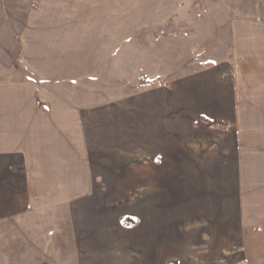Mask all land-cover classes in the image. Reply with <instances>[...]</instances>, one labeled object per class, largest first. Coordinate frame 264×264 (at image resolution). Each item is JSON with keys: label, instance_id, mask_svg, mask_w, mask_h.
I'll return each instance as SVG.
<instances>
[{"label": "crops", "instance_id": "crops-1", "mask_svg": "<svg viewBox=\"0 0 264 264\" xmlns=\"http://www.w3.org/2000/svg\"><path fill=\"white\" fill-rule=\"evenodd\" d=\"M221 3L214 20L193 0H0V218L140 185L143 233L175 234L143 246L150 264L263 233L264 0ZM200 22L226 27L221 58L173 29ZM97 241L80 249L132 247Z\"/></svg>", "mask_w": 264, "mask_h": 264}, {"label": "rangeland", "instance_id": "rangeland-1", "mask_svg": "<svg viewBox=\"0 0 264 264\" xmlns=\"http://www.w3.org/2000/svg\"><path fill=\"white\" fill-rule=\"evenodd\" d=\"M193 3L196 7L194 12L202 18L209 16L215 20L223 16V11L216 9L222 4L221 0H193ZM223 28L226 30L216 22L214 25L200 22L195 27H173L187 36L190 32L199 37H205L207 33L213 35L205 44L204 41H193L199 58L207 55L222 57V42L219 39ZM191 52L194 53V50ZM187 53L188 50L183 53V59L188 56ZM167 59L169 61L171 58ZM163 70L158 74L165 78L173 79L176 76L165 68ZM100 193L103 195L102 201L92 202L83 208L77 206L39 212L27 210L0 218V264H150L149 258L143 259L146 252L143 246L148 249L150 245L151 251L155 252L158 241L168 240L170 236L173 239L175 234L164 235L163 231L151 235L143 233V186H102ZM97 211H101V218L90 216ZM95 224L99 227H95ZM90 230H95L96 234ZM240 239V244L246 248L239 249L240 244L232 243L230 251H210L209 259L206 258L208 264H264V232L249 229ZM92 240H99L97 242L102 245L128 242L132 247L125 245L120 249L97 251L80 249L81 243ZM169 246L170 249L166 250L169 264H178V261L186 258L179 255L181 250L174 248V244ZM192 251L183 250L185 254ZM95 252L97 256H94ZM207 261L204 263L200 260L197 264H206Z\"/></svg>", "mask_w": 264, "mask_h": 264}, {"label": "trees", "instance_id": "trees-1", "mask_svg": "<svg viewBox=\"0 0 264 264\" xmlns=\"http://www.w3.org/2000/svg\"><path fill=\"white\" fill-rule=\"evenodd\" d=\"M143 84L144 85H148V84H150L151 82H152V80H150V79H147L146 77L143 79Z\"/></svg>", "mask_w": 264, "mask_h": 264}]
</instances>
